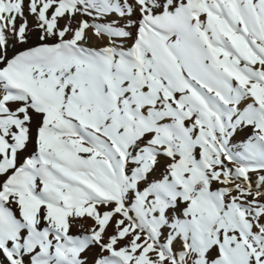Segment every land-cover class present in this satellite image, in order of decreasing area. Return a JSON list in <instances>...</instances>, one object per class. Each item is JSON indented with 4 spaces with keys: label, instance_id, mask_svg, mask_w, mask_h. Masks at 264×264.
Returning a JSON list of instances; mask_svg holds the SVG:
<instances>
[{
    "label": "snow or ice",
    "instance_id": "snow-or-ice-1",
    "mask_svg": "<svg viewBox=\"0 0 264 264\" xmlns=\"http://www.w3.org/2000/svg\"><path fill=\"white\" fill-rule=\"evenodd\" d=\"M0 264H264V0H0Z\"/></svg>",
    "mask_w": 264,
    "mask_h": 264
},
{
    "label": "bare ground",
    "instance_id": "bare-ground-1",
    "mask_svg": "<svg viewBox=\"0 0 264 264\" xmlns=\"http://www.w3.org/2000/svg\"><path fill=\"white\" fill-rule=\"evenodd\" d=\"M62 23H63V21H62ZM74 231H75V229H74Z\"/></svg>",
    "mask_w": 264,
    "mask_h": 264
},
{
    "label": "rangeland",
    "instance_id": "rangeland-1",
    "mask_svg": "<svg viewBox=\"0 0 264 264\" xmlns=\"http://www.w3.org/2000/svg\"><path fill=\"white\" fill-rule=\"evenodd\" d=\"M61 23H62V21H61ZM215 187V186H214Z\"/></svg>",
    "mask_w": 264,
    "mask_h": 264
}]
</instances>
